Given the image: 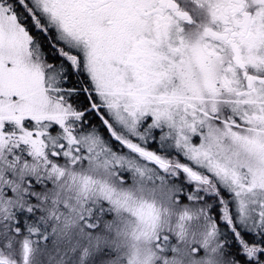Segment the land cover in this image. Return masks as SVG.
Returning <instances> with one entry per match:
<instances>
[{
    "label": "snow or ice",
    "instance_id": "obj_1",
    "mask_svg": "<svg viewBox=\"0 0 264 264\" xmlns=\"http://www.w3.org/2000/svg\"><path fill=\"white\" fill-rule=\"evenodd\" d=\"M0 264H264V0H0Z\"/></svg>",
    "mask_w": 264,
    "mask_h": 264
}]
</instances>
